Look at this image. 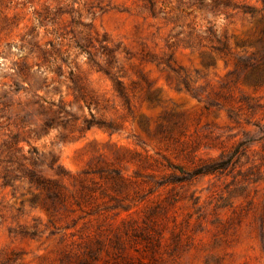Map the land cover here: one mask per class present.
Listing matches in <instances>:
<instances>
[{"label": "rangeland", "instance_id": "1", "mask_svg": "<svg viewBox=\"0 0 264 264\" xmlns=\"http://www.w3.org/2000/svg\"><path fill=\"white\" fill-rule=\"evenodd\" d=\"M35 156L119 169L127 209L2 185ZM0 264H264V0H0Z\"/></svg>", "mask_w": 264, "mask_h": 264}, {"label": "trees", "instance_id": "2", "mask_svg": "<svg viewBox=\"0 0 264 264\" xmlns=\"http://www.w3.org/2000/svg\"><path fill=\"white\" fill-rule=\"evenodd\" d=\"M237 69L239 66H242L243 69L251 68L254 69L258 65L250 61V59H238L236 60ZM238 72H235L234 81L238 78ZM261 73H258L257 76L248 75L245 79H249L253 83L259 82L262 78ZM116 78L112 77L114 81L115 89L118 91L121 97H124L123 89L121 83ZM185 87L193 95H197L196 92L192 91L189 88L188 84H185ZM54 105L53 103H50ZM40 105V104H39ZM41 106V105H40ZM65 111L63 107L58 106L56 113ZM52 120L53 118H49ZM85 127L89 128L93 125L107 129L115 130V126L112 122H102L85 119ZM47 125V124H46ZM14 143H18V135L14 134L12 136ZM242 144L239 142L237 146ZM20 148V147H18ZM237 150V147L236 149ZM38 157L30 158L31 167L27 166L24 163L18 162L17 166H3L1 170V179L2 185L4 186H13L15 180L24 178L28 182L39 189L43 193L44 198L42 199V204L46 207L48 212L54 211L59 205L66 206L75 205L79 208L89 207L90 214L95 215L99 214L98 200L103 196L108 195V198L112 201L111 204H107L104 208L108 209H118L121 208L126 210L125 206L121 204L119 197L111 194H121L126 195V188L132 183L128 178L123 175L119 169L112 167L108 169H102L101 167H96L93 169L84 170L76 175L70 174L65 170L54 158L49 164H47L48 170L52 173L51 177H45L39 173L37 170V161ZM223 167L222 162H216V160H211L204 166H201L196 173H209ZM73 179V182L67 183L70 179ZM96 178H98L96 180ZM99 180V181H98ZM38 198L34 197L32 201H36ZM117 241L118 240H114ZM93 255V254H92Z\"/></svg>", "mask_w": 264, "mask_h": 264}]
</instances>
